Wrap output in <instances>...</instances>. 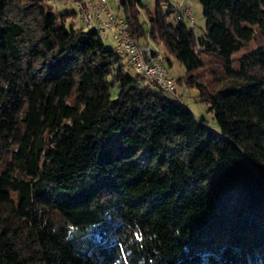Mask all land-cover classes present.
Returning <instances> with one entry per match:
<instances>
[{"label":"trees","instance_id":"16d2710c","mask_svg":"<svg viewBox=\"0 0 264 264\" xmlns=\"http://www.w3.org/2000/svg\"><path fill=\"white\" fill-rule=\"evenodd\" d=\"M164 1L147 28L140 0L116 5L138 44L187 72L212 63L216 88L173 78L217 130L76 10L0 0V264H264V0H199L202 35Z\"/></svg>","mask_w":264,"mask_h":264},{"label":"rangeland","instance_id":"374dc122","mask_svg":"<svg viewBox=\"0 0 264 264\" xmlns=\"http://www.w3.org/2000/svg\"><path fill=\"white\" fill-rule=\"evenodd\" d=\"M44 4L46 6H49L52 8L53 12L56 14L60 13H65V12H72L76 10V4L71 1V0H43ZM142 7L139 9V20L140 22L144 25L145 28H147L146 24V13H154L156 10L157 6V0H140ZM162 4V3H161ZM161 6V5H160ZM110 7L118 14L122 13V9L118 8L116 5V0H111L110 1ZM180 10L183 8H189L192 13L193 17V24L189 23L187 19H185V23L189 27H193L194 31L198 35H202L205 32V19L202 14V6L199 2V0H184L183 5H179ZM175 16L170 15L168 18L169 22H174ZM68 20L66 23L68 24ZM73 22L78 25H82V21L80 20L79 16L75 17L73 19ZM82 22V23H81ZM86 25V24H85ZM83 26V25H82ZM87 26V25H86ZM88 27V26H87ZM253 29L255 31L258 30V27L256 25L253 26ZM110 33L106 35H102V40L104 44L111 49H114V41L110 37ZM255 36H257V33H255ZM255 41L252 40L248 43V47L252 48L255 46ZM139 45L143 47L144 55L146 56L148 53V50L150 51V56H151V51H154V54L156 55H162L163 58L166 61V57H168L171 60V66L168 68V72L172 77L175 79H179L181 76H188L189 74H196V80L197 82L204 84V86L207 87V89L211 88H216L218 86V83L215 79L216 75L213 76V74L210 72L209 66L212 64L211 62H208L206 66L202 68H197L193 69L192 71L187 72L185 68L181 65L179 61H177L165 48V46L162 43L155 44L150 42L148 38H141ZM142 50V49H141ZM245 47H242L238 51L233 53V58H232V68L233 70H236L238 68V55L244 52ZM153 54V55H154ZM167 63V61H166ZM131 75H135L136 73L133 71H128L126 70ZM176 89L175 92L176 94L181 97L183 103L193 112L195 117L198 119H203L206 122V125L212 129L217 130V125L216 121L213 116V112L209 110V104L203 100V98L199 95V89L194 86L187 84L183 78L178 80L176 82ZM149 88H152L149 86ZM167 98L173 99L175 101H178V98L173 97L170 93L165 94Z\"/></svg>","mask_w":264,"mask_h":264},{"label":"built area","instance_id":"2783aa9c","mask_svg":"<svg viewBox=\"0 0 264 264\" xmlns=\"http://www.w3.org/2000/svg\"><path fill=\"white\" fill-rule=\"evenodd\" d=\"M111 0H100L98 6L97 23L109 29H115L116 41L122 44L124 49L128 52V59L134 65L135 69H138L139 73L147 75L149 80L155 81L165 93H171L175 95L176 83H170V76L168 70H161L156 53L150 56L148 50L147 55L144 54V49L137 41L130 35L128 26L124 18L116 13L110 7ZM183 0H165L162 3V7L165 8L170 4L176 11L177 15L181 18L187 19L189 23H193V17L189 8L179 9V5ZM82 20L85 17L84 12L81 14ZM135 49H142V56H135Z\"/></svg>","mask_w":264,"mask_h":264},{"label":"bare ground","instance_id":"6f19581e","mask_svg":"<svg viewBox=\"0 0 264 264\" xmlns=\"http://www.w3.org/2000/svg\"><path fill=\"white\" fill-rule=\"evenodd\" d=\"M85 3V2H84ZM83 3V4H84ZM78 4V3H77ZM100 5V0H88L84 5L78 4L76 6L77 16H79L80 20L86 24L90 28H94L101 36L108 34V32L111 34L110 37L114 41V49L117 52V54L123 59V62L125 66L140 75H142L149 83L155 84L158 86V83H155V81L149 80L147 78V75H143L142 73H139L138 69L134 68V65L132 62L128 59V52L122 44H119V42L116 41V32L115 29H109V27H104L101 24L97 23V14H98V6ZM82 12H84L85 17H81ZM135 56H142L139 49H135ZM158 63L161 70H168L166 67L165 59L162 55H157ZM170 83H175V79L170 75ZM171 94V93H170Z\"/></svg>","mask_w":264,"mask_h":264},{"label":"crops","instance_id":"0c3cea01","mask_svg":"<svg viewBox=\"0 0 264 264\" xmlns=\"http://www.w3.org/2000/svg\"><path fill=\"white\" fill-rule=\"evenodd\" d=\"M88 1V0H87ZM184 4V0L180 3V6ZM180 9V8H179ZM184 9V8H183Z\"/></svg>","mask_w":264,"mask_h":264},{"label":"water","instance_id":"95a60500","mask_svg":"<svg viewBox=\"0 0 264 264\" xmlns=\"http://www.w3.org/2000/svg\"><path fill=\"white\" fill-rule=\"evenodd\" d=\"M153 54H154V51L152 50V51H151V56H153Z\"/></svg>","mask_w":264,"mask_h":264}]
</instances>
